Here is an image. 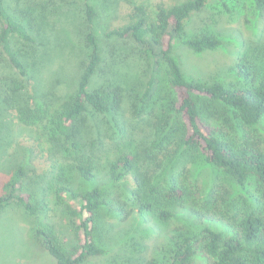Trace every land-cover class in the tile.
<instances>
[{
  "label": "trees",
  "instance_id": "obj_1",
  "mask_svg": "<svg viewBox=\"0 0 264 264\" xmlns=\"http://www.w3.org/2000/svg\"><path fill=\"white\" fill-rule=\"evenodd\" d=\"M53 1L15 0V7L9 11L0 0V68L16 71L0 76V110L3 116L14 110L21 125L40 126L50 133L49 153L55 158L53 167L58 169L45 190L52 191L55 204L71 218L74 236V243L65 250L51 225L36 226L35 234L54 264H86L104 253L100 229L107 224L100 211L105 207L124 218L132 214L148 216L162 230H168L166 225L172 219L181 221V225L169 228L160 259L144 258L140 251L145 245L136 243L137 264H202L197 261L202 258L204 264H264V148L250 129L264 118V74L257 75L253 64L240 58L236 69L244 84L189 79L173 56L172 41L182 35L184 21L201 10L207 0H184L170 6L157 2L153 13L145 5H135L129 23L106 32L108 37L133 39L137 47V65L133 66L139 68L140 79L146 78L143 89L140 79L124 84L130 74L117 73L116 64L122 58L116 51L106 60V66L102 65L97 38L86 29L88 50L76 72L75 93L52 111L59 91L56 83L67 81L60 74L65 69H56L59 80L51 86L44 82L45 76L38 80L37 74L45 64L55 63L45 49L41 51V46L45 48L48 43L45 32L49 20L53 25L48 18L61 13V7ZM253 2L264 9V0ZM85 14L90 23L96 10L86 3ZM12 35L28 46H15ZM183 43L200 52L217 47L221 41L214 34L201 33L184 38ZM259 54L264 60V44ZM95 78H102L97 86L92 85ZM30 79L36 80L29 88ZM124 109L130 120L122 119ZM226 110L245 129L238 140L230 138L217 123L219 117L228 120ZM143 111L151 116L142 117ZM140 122L148 124L149 134L143 132L138 138L135 131ZM1 129L9 133L7 125ZM116 133L118 138L123 135L119 139L122 146L116 142ZM190 152L198 153L237 185L253 181L256 190L250 196L254 203L230 202L225 206L214 196L212 206H200L186 176L180 173ZM177 153L184 157L178 171L165 166ZM99 175L110 183L130 177L133 186L126 191L127 196L123 192L112 196L96 182ZM25 176L24 168L18 166L0 185V211L17 202L28 213L35 212L32 193L23 190ZM74 176L93 185L77 187ZM42 211H46L45 206Z\"/></svg>",
  "mask_w": 264,
  "mask_h": 264
},
{
  "label": "rangeland",
  "instance_id": "obj_2",
  "mask_svg": "<svg viewBox=\"0 0 264 264\" xmlns=\"http://www.w3.org/2000/svg\"><path fill=\"white\" fill-rule=\"evenodd\" d=\"M3 1L6 8L12 11L15 0ZM181 1L184 0H115L114 4L113 0H68L66 3L63 0H54L53 4L61 7V13L59 17L53 15L48 18L53 25L49 20L50 26H46L45 32L48 43L45 48L41 46V51L45 49L54 57L55 63L45 64L40 75L37 74V79L40 80V76L42 78L45 76L44 82L46 85L50 83L51 86L59 77L55 76L56 69L60 71L65 69L60 74H63L67 81L56 83L59 91L55 94L51 110L53 111L61 101L75 93L79 71L77 75L76 72L83 53L88 50L84 38L87 30L92 31L97 38L101 57L104 60L102 65L106 66V60L112 59L115 51L116 56L122 58L120 62L118 60L116 69L117 73L130 74V78L124 80V84L128 85L141 78L139 68L133 66L136 64L134 53L137 47L131 38L108 37L106 32L129 23L131 21L129 15L135 5H145L148 11L153 13L157 2L170 6ZM86 3L96 10V15L90 23L86 20ZM201 33L214 34L220 39L221 44L213 49L195 52L183 43L184 38ZM10 39L15 46L27 47L29 44L15 35ZM172 44L173 56L186 78L244 84L245 81L238 76L236 69V63L240 58L252 63L257 75L264 74V60L259 54L264 44V9H258L253 0H207L201 10L192 12L184 21L182 35L176 37ZM111 49H114L112 53ZM128 53H131L130 57ZM3 62L6 63L5 59ZM8 71L16 73L15 70L0 68V76ZM132 79L134 81H131ZM145 79L144 77L139 80L142 82L140 89H143ZM35 80H29V88ZM101 82L102 78H95L92 85L97 86ZM138 107L142 105L138 103ZM225 112L228 120L224 122L219 117L217 123L223 125V129L229 132L230 138L240 139L245 132L244 127L229 110ZM15 113L14 110H8L6 116H3L0 110V185L9 178L16 167L22 166L26 173L23 190L32 193L36 210L31 214L17 202H12L0 211V264H54V258L35 234L36 226L41 223L51 225L65 250L70 249L74 243V236L71 218L61 206L55 204L52 191L45 190L51 183L52 175L58 169L56 166L53 167L55 158L49 153L50 142L47 139L50 133L46 134L40 126L21 125L15 118ZM140 114L145 118L151 116L147 111ZM122 119L130 120L126 109L123 111ZM7 121L11 124L8 125ZM6 125L9 133L6 129H1ZM250 129L255 137L261 139L264 148V118ZM143 132L149 134L146 122H140L135 135L139 138ZM118 134L116 133V142L122 146L119 139L123 135L118 138ZM158 156L161 157L162 154L158 153ZM174 156L173 159L166 161L165 166L178 171L184 157L179 153ZM180 173L182 177L186 176L190 191L200 206L205 203H210L211 205H208L212 206L214 196L222 200L225 206H229L230 202L239 205L254 203L250 196L256 190L253 181L250 180L243 186L237 185L223 171L206 163L196 152H190ZM101 179L103 178L99 175L96 182L103 185L102 187L107 189V192H111L112 196L117 195L118 192H123L127 196L126 191L133 186L130 177L116 183L104 182ZM74 181L76 186L80 185L82 189L93 185L91 182L81 181L76 176ZM44 206L46 211L43 213ZM100 214L101 219L107 224L100 229L103 232L101 243L104 253L90 259L86 264H137L135 257L138 254L136 250L138 242L146 247L140 251L144 258L160 259L163 243L169 235V228L182 224L180 220L172 219L166 225L168 230H162L148 216L135 214L127 218L123 215L115 216L108 207L103 208ZM192 221L191 219V223ZM198 227L197 224L196 228ZM197 261L205 263L204 258Z\"/></svg>",
  "mask_w": 264,
  "mask_h": 264
}]
</instances>
